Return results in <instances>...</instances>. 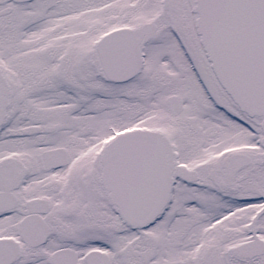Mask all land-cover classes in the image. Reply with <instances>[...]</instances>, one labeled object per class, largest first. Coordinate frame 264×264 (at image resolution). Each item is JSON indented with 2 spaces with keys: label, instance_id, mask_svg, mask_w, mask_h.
I'll use <instances>...</instances> for the list:
<instances>
[{
  "label": "snow or ice",
  "instance_id": "1",
  "mask_svg": "<svg viewBox=\"0 0 264 264\" xmlns=\"http://www.w3.org/2000/svg\"><path fill=\"white\" fill-rule=\"evenodd\" d=\"M0 264H264V0H0Z\"/></svg>",
  "mask_w": 264,
  "mask_h": 264
}]
</instances>
